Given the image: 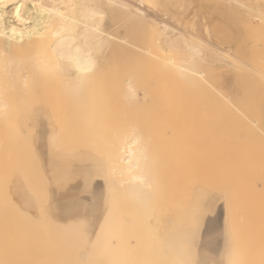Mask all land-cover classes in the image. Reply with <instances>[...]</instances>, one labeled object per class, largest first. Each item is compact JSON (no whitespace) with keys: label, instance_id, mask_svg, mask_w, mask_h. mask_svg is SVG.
Listing matches in <instances>:
<instances>
[{"label":"bare ground","instance_id":"6f19581e","mask_svg":"<svg viewBox=\"0 0 264 264\" xmlns=\"http://www.w3.org/2000/svg\"><path fill=\"white\" fill-rule=\"evenodd\" d=\"M48 1L50 3L44 4L42 0H0V264H244L238 258L237 247L241 244L243 248L248 240L245 234L238 237L231 220L237 221L240 217L245 224L254 217V212L257 215L264 211V199H258L259 195L263 196L259 192L260 184L264 185V150L258 147L259 151L253 149L248 154L245 147L242 148L257 132H264V17L261 16L264 11L259 16L253 7L262 6L260 8L264 10V0H230L247 8L251 6L256 12L251 10V15L246 14L247 19L243 12L241 20L236 15L241 22L242 19L247 20H243L246 24L248 22V38L245 37L244 43L242 41L245 46L247 39L243 56L248 54V58L245 56V60H241V53L238 56L228 53L240 61L236 62L240 64L239 68L247 70L240 72L242 76L247 73L245 78L238 80L236 77L241 84L236 96L231 94L218 70L213 72L211 69V73L207 68L197 67L199 46H190L189 55L174 57L172 52L169 57L168 48L156 45L162 36L152 25L148 26L160 38L152 33L155 39L151 36L149 41L158 40L153 46L158 51L154 49L151 56L163 60L167 54L170 60L164 59L162 62L166 65L157 64L155 70H143L147 73L141 72L143 79L139 78V81L129 76L123 85L124 79L120 80L122 86L118 83L113 95H106L103 73L106 64L113 62L107 51H112L110 40L118 30H112L111 20L106 16L110 14L109 7L102 6L99 0L93 3L77 0L82 6L71 3L72 0ZM132 13L142 15L139 11L132 10ZM252 18L260 19L259 28L253 26ZM169 30L168 25L164 26L166 35L172 33ZM149 41L147 47L153 44ZM168 42V46L177 49V38L171 37ZM157 46L164 48V58H160L163 50ZM228 55L221 53L220 58L225 59ZM206 71L208 76L214 73L215 78H208ZM140 97L147 100L144 101L145 109L151 111L144 108L141 111ZM150 98L155 99L152 100L154 109L148 104ZM137 106L146 113L137 112ZM111 114L114 117L121 115L117 117L121 125L116 133V126L103 124L107 118L103 115ZM30 122L32 126H29ZM26 126L36 130L30 132L36 135V144L33 142L30 148L33 150L37 146L43 163L36 151L32 158L37 155L35 162H40L41 167L44 164L47 170L49 178L43 180L45 176L42 177V182L49 186L48 205L44 203L45 196L43 201V197L38 199L43 189L37 195L36 188L39 187L23 183L28 173L24 174L23 170L27 160L22 153L26 147L22 138L27 134L24 140L28 141L33 136L28 137L29 132H26L31 129ZM60 127L69 134H76L82 146L91 140L94 144L102 140L112 151L105 152L106 158H101V150L97 149L102 146L99 142V146L95 144L100 152L98 156L95 148L92 149L96 150L94 154L82 147L83 151H78L80 148L76 146L70 149L77 151L72 154L69 148L58 146L64 136L60 135ZM196 136L202 140L205 137L201 142L194 138ZM259 136L264 138L263 133ZM230 137L236 139V143L231 139L234 146L228 140ZM241 138L244 139L240 141ZM109 140L114 141L117 148L112 147ZM61 149L68 154L64 155ZM248 159L251 165L249 161L246 163ZM160 163L163 164V176ZM29 164L25 169L32 174L31 178L41 173L36 171L37 168L31 171L33 164L30 169ZM229 167L240 171L233 172L232 178L225 180L221 171ZM31 178L29 181L33 180ZM227 185L232 186L231 191H226ZM234 186L244 188L237 187V190ZM250 199L256 201V211L251 210ZM41 203L47 205L46 210ZM160 203L162 208L165 207L163 217L166 221L162 222L163 217H160V221L154 220V225L151 219L158 215ZM124 204L129 206L130 214H125L128 208L121 211ZM255 204L252 203L254 209ZM250 210L254 212L251 214ZM192 211L196 216L195 227L181 230V218ZM229 221L234 227L229 228ZM158 222L165 223L163 230L166 233L164 237L161 235V240L162 231L158 235V229L162 228V223L159 228ZM156 230L158 233L154 237L159 238L151 240L153 237L150 236ZM255 237L258 238V234ZM251 241L247 243L248 247ZM262 257L264 264V254Z\"/></svg>","mask_w":264,"mask_h":264},{"label":"rangeland","instance_id":"374dc122","mask_svg":"<svg viewBox=\"0 0 264 264\" xmlns=\"http://www.w3.org/2000/svg\"><path fill=\"white\" fill-rule=\"evenodd\" d=\"M43 1V3L44 4H48V3H50L48 0H42ZM59 1V0H58ZM57 1V2H58ZM77 0H72L71 1V3H73L74 4V2H76ZM79 1V0H78ZM81 1V0H80ZM79 1V2H80ZM93 1H95V2H97V0H91L90 2L91 3H93ZM158 1V2H157ZM99 2H100V4L102 5V6H108L109 7V11H110V14L109 15H106V16H108V18H110V20H111V23H112V30L114 31V30H117V32L115 31L114 32V35H116V36H114L113 37V39H111L110 40V42H111V46H112V51L111 50H109V51H107V54H108V56H109V59H110V61H112L113 60V62H108V66H107V64H106V66H105V71H104V73H103V87L104 86H106L105 88H104V93L106 94V95H113V93L112 92H115V90L116 89H114L115 87L117 88L118 87V85H119V87L120 86H122L121 85V83H120V80L122 81L123 79V81H122V83H123V85L124 84H126V82H125V80L126 79H128V77L129 78H131L132 79V76L135 78V79H133V80H136V81H139L140 79L139 78H141V79H143V77L141 76V74L144 72V71H146V70H148V72L151 70L152 71V69L153 70H155V66L157 65V64H163V65H166V63L165 62H162L164 59H166V60H168L169 59V57H172V55L171 56H169L170 54H172V52H173V56L174 57H182L183 56V54L184 55H189L190 53H191V49H190V46H199V48L201 49L198 53H197V59H198V65H197V67L199 68L200 67V69H206V70H208V71H211V73H212V71L213 72H215V71H217V72H219V74L218 75H220L221 77H222V79H225L226 80V85L231 89V94L232 95H238V92H239V85H241L239 82H238V78H240V77H242V78H245V75L247 74L246 72H244L243 74H245L244 76H242V72L243 71H245L246 69H244V70H242L241 68H239L240 67V64L238 63V64H236V62H240V61H238V60H235L233 57H231V56H229L228 55V53L229 54H231L232 56L234 55V56H238V55H240V53H241V55L243 56V53L246 51L244 48H246L247 46H248V44H247V39H246V44H245V46H243V43H244V41L243 40H245V37H247L246 36V34H248V31H247V28H246V26H248V22H247V24L244 22V21H247L246 19H247V16L248 15H251L249 12L251 11V10H253V9H251L252 7L251 6H248L249 8H247V7H244L243 5H241V4H239V3H235V2H232V1H230V0H149V3H147L148 2V0H111L110 2H105L104 0H99ZM228 2H230L231 4H233V6H230L231 4L230 3H228ZM76 3H78V2H76ZM75 3V4H76ZM81 3V2H80ZM230 4V5H229ZM83 5V4H82ZM82 5H80L79 3H78V6H82ZM254 7V10L255 11H258V15L260 16V14H261V11H264L263 9L261 10V8L260 7H262V6H260L259 8H258V6H253ZM139 9V10H138ZM141 9V10H140ZM257 9V10H256ZM260 10V12H259V10ZM132 10L135 12V11H139V12H141L142 13V15H139V13H136V15H135V13H132ZM238 10V11H237ZM247 10H249V11H247ZM252 11V12H255V11ZM144 12V13H143ZM243 12H244V14H245V16H244V18H246L245 20L244 19H242V22L240 21L241 20V16H243L244 14H243ZM146 13V14H145ZM256 13V12H255ZM246 14H247V16H246ZM262 14H264V12L262 13ZM236 15H238V16H240V20H238L237 19V17H236ZM256 16V15H255ZM261 16H263L264 17V15H261ZM151 18H153V20H155L154 21V23L152 22L153 20L151 19ZM250 19V18H249ZM254 19H255V21H254ZM244 20V21H243ZM249 21V20H248ZM156 22V23H155ZM158 22V23H157ZM127 23V24H126ZM147 23V24H146ZM161 24V25H158V24ZM164 23H166L167 25H168V29H171V30H169L170 32L172 31V33H169L168 35H166L164 32H163V28H164V26H167V25H164L163 26V24ZM258 23H260V19H258V18H252V24H253V26L254 27H257L258 26V28H259V25H258ZM262 23V22H261ZM156 24V25H155ZM148 25H152V27H154L153 29H157L158 28V32L159 33H161V36H162V38H161V40L160 39H158L160 42H159V44H156V43H158L157 41L158 40H155L154 42H156V43H154V42H152V41H149V40H152V38L155 36V34H157V33H155V30L153 31V30H151L150 29V27L148 26ZM158 25V26H157ZM170 25V26H169ZM146 26H148V27H146ZM146 27V29H144ZM151 27V28H152ZM161 28V29H160ZM157 31V30H156ZM152 33H154V36H153V34ZM148 34V35H147ZM192 35V36H191ZM151 36H152V38H151ZM157 36V35H156ZM155 36V37H156ZM119 37V38H118ZM150 37V38H149ZM155 37H154V39H155ZM171 37H175V38H177V41H178V43H177V45L179 46H177V49L176 48H172V47H170V46H168L167 44L169 43L168 42V40H169V38H171ZM123 38L124 39H126V40H123ZM156 38H160V36H159V34H158V36L156 37ZM248 38V37H247ZM120 39V40H119ZM238 40V41H237ZM122 41H125V42H122ZM149 41V43L150 42H152L151 44L152 45H150L149 44V46H152V50H150L151 49V47H150V49L148 50L147 48H149V46L147 47V42ZM242 41H243V43H242ZM118 43V44H117ZM128 43V44H127ZM239 43H242V45L241 44H239ZM123 44H124V46H123ZM161 45L162 47H163V45H164V47H166V48H168V50L166 51V53H168V56H167V54L164 52L165 50H164V48H160V46H157L158 47V49H160V51H162L163 50V53L161 52V54H160V52H158L161 56H160V58L162 57V58H164V56H163V54H166V57L163 59V60H161V59H157V58H155L154 56V58L151 56V54L150 53H154L153 51H154V49H156L157 50V48L156 47H153L154 45ZM238 44V46H236ZM250 44V43H249ZM144 45V47H142ZM155 45V46H156ZM239 45H241V46H243V49L242 48H240L241 46H239ZM124 47V48H123ZM116 48V49H115ZM162 49V50H161ZM219 49H222L223 50V52L222 51H220ZM146 50H148V51H150V52H146ZM156 50H155V54H157V52H156ZM158 51V50H157ZM237 51V52H236ZM226 52V53H225ZM144 53H145V55H147V56H145L144 55ZM148 53V54H147ZM221 53H224V54H226V55H228L227 56V58H225V59H221L220 58V55H221ZM246 53V52H245ZM112 54V55H111ZM150 55V56H149ZM154 55V54H153ZM158 55V54H157ZM177 55V56H176ZM247 56H248V54H246ZM246 55H244L243 57L242 56H239V58H241V60H245V56ZM159 56V55H158ZM157 56V57H158ZM246 56V57H247ZM114 57V58H113ZM139 57V58H138ZM144 57V58H143ZM113 58V59H112ZM132 58V59H131ZM204 58V59H203ZM248 58V57H247ZM246 58V59H247ZM114 59H115V61H114ZM120 59V60H119ZM142 59V60H141ZM131 60V61H130ZM170 60V59H169ZM120 63H119V62ZM151 61V62H150ZM131 62L133 63V64H131ZM115 63V64H114ZM117 63V64H116ZM153 63H154V65H153ZM212 63V64H211ZM110 64H112V65H110ZM147 64V66H144V65H146ZM152 64V65H151ZM119 65V66H118ZM135 65V66H134ZM140 65H142V66H140ZM163 65H161V66H163ZM122 66V67H121ZM129 66V67H128ZM154 66V67H153ZM158 67V66H157ZM156 67V69H158V68H160V67H158L157 68ZM164 67V66H163ZM202 67V68H201ZM241 67H243V66H241ZM119 69H121V70H119ZM211 69H213V70H211ZM115 70V71H114ZM144 70V71H143ZM221 70V71H220ZM238 70V71H237ZM241 70H242V72H241ZM114 71V72H113ZM117 71L119 72V73H117ZM208 71H206V75L208 76ZM247 71V70H246ZM121 72H123V73H121ZM128 72V73H127ZM142 72V73H141ZM241 72V73H240ZM129 73H131V74H129ZM141 73V74H140ZM146 73L147 72H144V75H146ZM210 73V74H211ZM240 73V74H239ZM123 74V75H122ZM124 74H126V75H124ZM129 74V75H128ZM139 74V75H138ZM214 74V73H213ZM213 74H211V76H213ZM120 75H122V76H124V78L123 77H121ZM128 75V76H127ZM143 75V76H144ZM215 75H216V73H215ZM238 75V76H237ZM241 75V76H240ZM114 76H116V77H114ZM206 76V77H207ZM210 76V75H209ZM208 76V78H210ZM247 76V75H246ZM236 77H237V79L238 80H236ZM115 78H117V79H115ZM144 78H145V76H144ZM213 78H215L214 76H213ZM213 78L212 79H210L211 81L213 80ZM138 79V80H137ZM241 79V78H240ZM143 81V80H142ZM125 82V83H124ZM144 82V81H143ZM119 83V84H118ZM237 83H238V86H237ZM210 84V83H209ZM111 89H109V88ZM113 90V91H112ZM107 91V92H106ZM110 93V94H109ZM144 98H139V100H138V102L139 103H142V106H140V108L142 109L141 111H144V109L146 108V102H147V100L146 99H144ZM157 99V98H156ZM146 100V101H145ZM152 100H155V99H152ZM151 100V98H150V102L151 103H148L149 105L151 104V107L154 109V107H153V103H154V101H152ZM144 101H145V103H144ZM160 101V100H159ZM159 101H156V102H158L159 103ZM139 103H138V105H139ZM180 103H181V101H180ZM144 104H145V106H144ZM147 104V105H148ZM198 104V103H197ZM111 105H113V102H112V104ZM148 105V106H149ZM158 105H161V104H158ZM138 107V106H137ZM150 107V106H149ZM150 107V108H151ZM159 107V106H158ZM157 107V108H158ZM199 107H201V106H199ZM144 108V109H143ZM148 108V107H147ZM139 109V107L136 109V110H138ZM155 109H156V106H155ZM145 110H148V109H145ZM173 110V109H172ZM140 111V109H139V111H137V112H139V113H142ZM148 111H151V110H148ZM174 112H175V110L172 112L173 114H174ZM144 113H146V112H143L142 114H144ZM171 113V111H170V114H172ZM141 114V115H142ZM106 116H107V118H106ZM109 115H103V117H105L106 118V120H104L103 121V124H104V126L106 125H108V124H110L111 125V127H115V129H116V131H115V133L117 132V129H118V127H119V125H121V124H119V123H121V122H119V119H117V117L118 118H120V116L121 115H119V114H117L116 116L117 117H114L115 115L114 114H111V116H109ZM137 117V116H136ZM135 117V118H136ZM199 117V116H198ZM110 118V119H109ZM31 121V120H30ZM108 122V123H107ZM109 122H111V123H109ZM112 122H115L116 124H112ZM119 122V123H118ZM107 123V124H106ZM123 123V122H122ZM110 125H108V126H110ZM29 126H32L31 125V122L29 123ZM29 126H26L27 127V129L29 128ZM29 129H31V130H28L26 133H28V137H29V135H31V134H33V136H32V139L34 140H32L31 138V143H30V146H29V140L27 141V139L26 140H24L25 138V136L27 135L26 133H24V135L25 136H23V138H22V143L23 142H26V143H23V144H25V148H24V145H23V148L25 149H23V152L22 153H24V156H25V158H24V160H27L26 162H24V164H23V167H25V166H27V167H25V168H27L28 169V165L27 164H29V169L30 168H32V166H30V165H32L33 164V168L34 169H30L31 171L33 170H35L36 168H37V172H39L38 170H40L41 171V173L39 172L36 176L35 175H33L32 176V178H31V175L32 174H30L29 173V170H28V172H26V169L25 168H23V170H25L23 173L24 174H30V176L27 174V175H25L26 177H28V179H26V180H28V181H26L25 180V182H24V179L26 178V177H24V179H23V183H25L26 184V182L28 183L29 182V185H33V187L36 185L37 187H39L38 189L36 188V186L34 187V188H36V190H37V195L39 194V191H45L46 192V195H45V193H44V191H43V193H42V195H41V197H39L38 196V199L40 200V199H42V197H43V199L41 200V201H43L44 200V198L47 196V195H50L49 193H47L48 191H49V186L48 187H46L44 184H43V182H42V177H47V178H43V180H48V176H47V170L45 169V165L43 164V167H41V164H40V162L39 163H37V162H35V161H37V159L39 158V160L41 159L42 160V157H41V155L39 156V153H38V151L36 150L37 149V146L35 145L36 143H35V132H36V130L32 127V128H29ZM35 131L34 133H31L30 134V132L31 131ZM60 132H62L60 135H64L63 136V138L61 137L60 138V142H61V144H60V142H59V145H58V142H57V145L58 146H60V148L62 147V145H63V148H69L68 150H70L71 148L72 149H75V148H77L78 149V147L80 148L78 151H83V150H81V147H82V149H85L84 151H89V152H92V153H94L97 149H99V150H101V155L99 154L100 152H99V150H97L95 153L97 154V156L98 155H100V157L101 158H106V155H107V153H105V152H108V151H112V148L107 144H104V141H102L101 140V144H99V145H102V146H99L98 145V143L96 144L97 146H99V148L97 147V146H95V144H94V141L93 140H91V141H89V139H88V141L89 142H92L93 143V147H90L92 144L90 143L89 144V142H86V144L84 145V146H82L81 145V143H80V139L76 136V134H72V133H70L69 134V132H67V131H64V130H62V128L60 127ZM62 130V131H61ZM32 131V132H33ZM262 132V131H261ZM260 131L259 132H257L255 135H256V138H255V135H253V138H250L251 140L250 141H252V142H250V141H248V144L246 143V146L250 149V151H249V149H246L247 147L246 146H244L243 144V147H242V145H240L239 147H242V148H244L245 147V150H247L248 151V154L251 152V150H253V149H255V150H253V151H256V150H258V149H260L261 147H262V149L261 150H264V143H262L263 142V140H262V138H263V136H259V133L262 135V133L264 134V132H262L261 133ZM234 134V133H233ZM72 135V136H71ZM105 135V134H104ZM201 136V135H200ZM199 136V137H200ZM233 136V135H232ZM236 136V135H235ZM259 137V139H258V137ZM27 137V136H26ZM60 137V136H59ZM197 137L198 136H196V137H194V138H196L197 139ZM203 137V136H202ZM205 137V136H204ZM204 137H203V140H204ZM237 137V136H236ZM64 138H66V139H64ZM245 138H247V137H245ZM114 140L116 139L115 137L113 138ZM188 139H189V137H188ZM200 140H201V142L203 141L202 140V138H199ZM199 139H197L198 141H199ZM230 139V142L231 143H233V146H234V144L236 143V139L234 140V138L232 139L231 137L230 138H228V140ZM231 139L235 142H233V141H231ZM240 138L238 137V140H239ZM244 138H241V140L240 141H242ZM248 139V138H247ZM253 139H256V140H253ZM264 139V138H263ZM61 140H63V141H61ZM67 140V141H66ZM94 140H97V139H94ZM189 140H191V139H189ZM196 140V142H198ZM261 141V143H260V141ZM57 141H59V140H57ZM98 141V140H97ZM109 141H111V143H113V144H111L112 145V147H115V148H117V144H116V146H115V142H117V139H116V141L114 142H112V140H109ZM258 141V142H257ZM28 142V143H27ZM33 142L35 143L34 145V147H33V150L30 148L31 147V145H33ZM103 142V143H102ZM244 142H246V139L244 140ZM243 142V143H244ZM237 143H239V142H237ZM242 142H240V144H241ZM66 144V145H65ZM197 144V143H196ZM250 144V145H249ZM252 144V145H251ZM72 147H71V146ZM79 145V146H78ZM90 145V146H89ZM114 145V146H113ZM239 145V144H238ZM28 146V147H27ZM76 146V147H75ZM87 146L88 147H90L89 149H87ZM108 146V147H107ZM237 146V145H236ZM252 146H254V148L252 147ZM255 146L257 147V148H255ZM36 147V148H35ZM75 147V148H74ZM86 147V148H85ZM96 147H97V149H96ZM103 147V148H102ZM110 147V149H107V148H109ZM258 147H260V148H258ZM26 148H29V149H26ZM59 148V149H60ZM93 148H95L94 150L95 151H93L92 149ZM114 148V149H115ZM156 149H158L157 147H155ZM236 148V147H235ZM31 149V151L30 152H32L31 153V155H30V153H28L29 152V150ZM35 149V150H34ZM103 149V150H102ZM156 149H153V151H157ZM230 149H232L233 151H234V149L233 148H230ZM229 149V150H230ZM239 148H238V146H237V150H238ZM241 149V148H240ZM67 150V151H68ZM106 150V151H105ZM244 150V149H243ZM25 151H27L26 153H25ZM34 151H36L37 152V154H38V158L36 157L37 155H35V157L34 158H32L33 157V153H34ZM61 151H63V154L65 155H67L68 154V152L67 153H64V149H61ZM70 151H72V150H70ZM152 151V154L154 155L155 154V152H153ZM252 151V152H253ZM259 151V150H258ZM73 153L72 154H75V152H77V151H72ZM104 152V156L102 155V153ZM94 153V154H95ZM257 153V152H256ZM29 154V155H28ZM60 154L61 155H63L61 152H60ZM71 153H70V155H72ZM26 155H28L27 157H26ZM235 154H231V156H234ZM251 155V154H250ZM23 156V157H24ZM31 156V157H30ZM103 156V157H102ZM241 156V155H240ZM258 153H257V155H256V157L258 158ZM30 159H29V158ZM264 157V156H263ZM108 158V157H107ZM32 159H33V161L35 162V163H37V165L35 164V163H33V161H32ZM34 159H36V160H34ZM264 159V158H263ZM40 160V161H41ZM247 161H249V163L247 162ZM28 162V163H27ZM42 163H43V160L41 161ZM27 163V164H26ZM232 163V162H231ZM239 162H237V164H238ZM246 163H248L249 165H251L252 163H250V159H248V160H246ZM38 164H40V165H38ZM230 164V163H229ZM235 164V163H234ZM236 164V165H237ZM25 165V166H24ZM36 165V166H35ZM163 164L162 163H160V165H158V166H160L159 167V170H160V168H162L160 171H161V176H163V166H162ZM247 165V164H246ZM35 166V167H34ZM39 166V167H38ZM238 166H239V164H238ZM39 168H41V169H39ZM44 169V171H43V173L44 172H46V173H42V170ZM225 170V171H224ZM223 171H221V173H223V174H221L223 177H225V180H227V179H230V178H232V175L231 174H234V173H239V171L240 170H237V169H232L231 170V168L229 167V169L228 168H226V169H224ZM30 171V172H31ZM36 171L35 172H33V174L35 173L36 174ZM238 171V172H237ZM232 172V173H231ZM234 172V173H233ZM22 173V174H23ZM226 173V174H225ZM23 174V175H24ZM41 175V177H40V180H38L39 179V176ZM160 176V181H162L163 179H162V177ZM35 177H36V180H35ZM33 179V180H31V181H29V179ZM119 178L121 179V176H119ZM34 180L36 181V182H34ZM32 181H33V183H32ZM38 182H41V183H39V184H36V183H38ZM48 182V183H47ZM30 183H32V184H30ZM47 183V185L49 184V181H45V184ZM41 185H43L44 187H46V189H44V187L43 186H41ZM42 187V188H41ZM231 187V190H232V186H230ZM230 187H229V185H227L226 186V189H228V190H226V191H231L230 190ZM238 188L240 187L241 188V186H237ZM236 186H234V188L236 189L237 188ZM260 187L262 188V189H260V192L259 193H261V194H263V196H261V195H259V198L258 197H256V199L255 200H257V202H258V199H260V200H262L263 201V199H264V185L262 186L261 184H260ZM237 188V190H239ZM242 188H244L243 186H242ZM242 188L240 189V190H242ZM40 189H43V190H40ZM47 189H48V191H47ZM203 189H205V188H203ZM225 189V187L223 188V190ZM263 191V192H262ZM125 192V191H124ZM198 192L199 191H197V194H198ZM125 193H127V192H125ZM231 193V192H230ZM233 193V192H232ZM40 194H41V192H40ZM39 194V195H40ZM128 194V193H127ZM234 194V193H233ZM126 195V194H125ZM124 194H122V196H125ZM229 195V194H228ZM45 196V197H44ZM127 196V195H126ZM231 195H229V197H230ZM258 198V199H257ZM46 200H44V203L45 204H47L48 205V203H47V201L49 202V199L50 198H48V197H46L45 198ZM125 199H127V197L125 198ZM129 199V198H128ZM127 199V200H128ZM254 199H250V201L251 200H253V202L251 201H248V203H250L251 204V207L253 206V209H251V210H257L258 208H257V205L255 204V200ZM126 200V202L128 203V201ZM255 201V202H254ZM44 203H41L42 204V206H44V208H45V210H46V208H47V205H43ZM126 203V204H127ZM252 203H254L255 205H256V208L254 209V205H252ZM260 203H261V201H260ZM264 203V202H263ZM262 203V204H263ZM258 204V203H257ZM130 205V204H129ZM160 206H158L157 207V209L159 210V212L161 213V211H163L164 212V210H165V207L164 208H162V206H161V203L159 204ZM246 205H248V204H246ZM259 205V204H258ZM46 206V207H45ZM124 206H126V207H124ZM124 206H123V208L121 209V211H125L127 208V211H126V213L125 214H130V209H129V206H127V205H125L124 204ZM250 207V206H249ZM259 207V206H258ZM124 208H126V209H124ZM246 208V207H245ZM244 208V209H245ZM164 209V210H163ZM158 210H157V212H158ZM250 210V211H251ZM194 211V210H193ZM191 212L190 214L189 213H184L185 215L186 214H188V216L186 215V216H182L181 215V217H183V218H181L182 220H181V230L183 229V228H194L195 227V222H196V216H195V212ZM247 211H248V215L250 214L249 213V210L247 209ZM247 211H245V212H247ZM129 212V213H128ZM159 212L158 213H156V214H158L156 217H157V219H155L156 217H153L152 219H151V221H152V223L153 222H155L156 223V221H154V220H157L158 221V219H159V221L161 220V218L164 216L165 217V215H166V211L162 214H159ZM252 212H254V211H251V214H252ZM257 213V212H256ZM256 213L254 212L253 213V215H254V217L253 216H251L250 218H249V220L245 223V224H243L242 222L243 221H241L240 220V217H237L238 219H237V221L236 220H234V221H232L231 220V222H234V224H235V227L233 226V223H231L230 221H229V228L230 227H234V228H231L234 232L236 231L237 232V235H238V237H241L242 236V234H243V236H245L246 235V239L248 240V241H246V245H243V248H242V246H241V244H239L238 245V247H237V250H238V253H239V255H238V258H239V260L241 261V262H243L244 264H258V262H259V264H263V262H262V255L264 254L263 252H264V227H263V225H264V211L262 212V214L261 213H259V214H257L256 215ZM155 214V215H156ZM247 214V213H246ZM262 216H261V215ZM154 215V216H155ZM160 215V216H159ZM243 215V214H242ZM245 216H247V215H245ZM161 217V218H160ZM163 217V218H164ZM162 218V222H165L166 221V219L164 218L163 219ZM262 218V219H261ZM254 220V221H253ZM260 220H261V223H260ZM240 221V222H239ZM259 221V222H258ZM162 222H158L159 224L157 225L156 224V226H160L161 225V223ZM237 222V223H236ZM155 223H153L154 225H155ZM152 224V225H153ZM227 224V225H228ZM237 224V225H236ZM241 224V225H240ZM243 224V225H242ZM262 224V225H261ZM163 225H165V223L163 224L162 223V225H161V229H158V227H156V226H154V227H156V228H154V229H158V231H160L159 233H158V231L155 233H153L152 235L153 236H150V238L151 237H153V238H151V240H153V239H158L159 237H160V240H161V235L163 236L166 232H164L165 231V229L163 230V228H165V226H163ZM252 225V226H251ZM245 226H247V227H245ZM261 226H262V228H261ZM151 227H153V226H151ZM245 228V229H243V228ZM251 227V228H250ZM254 227H256V229L254 228ZM160 228V227H159ZM242 230H241V229ZM259 228V229H258ZM261 228V229H260ZM237 229V230H236ZM247 229H249V230H247ZM151 230V229H150ZM240 230V232L241 231H245V233L243 232V233H239L238 231ZM153 231V230H152ZM161 231H162V233H161ZM260 232V233H257L258 234V238L257 237H255V236H257V234H256V232ZM250 232V233H249ZM152 233V232H151ZM151 233H150V235H151ZM158 233V235H159V237H157V236H155L154 237V234H157ZM234 234V236L236 235L235 233H233ZM232 234V235H233ZM245 234V235H244ZM254 234H255V236H254ZM260 234V235H259ZM263 234V235H262ZM141 236H144V235H141ZM165 236V235H164ZM163 236V237H164ZM234 236L232 237V238H234ZM247 236H249V237H247ZM252 236V237H251ZM261 236H262V238H261ZM162 237V238H163ZM237 237V236H236ZM235 237V238H236ZM237 237V238H238ZM250 238V239H249ZM155 239V240H156ZM253 239H254V242H253ZM159 240V241H160ZM252 240V241H251ZM259 240V241H258ZM249 241H251L250 243H249V246L250 247H252V248H250V247H248V242ZM261 241V242H260ZM263 241V242H262ZM157 243H158V241H157ZM255 243V244H254ZM263 243V244H262ZM159 244V243H158ZM260 244H261V247H260ZM161 245L163 246V244L161 243ZM258 245V246H257ZM161 247V246H160ZM239 247H241V248H239ZM245 247V248H244ZM159 248V247H158ZM186 248H189V246L188 247H186ZM248 248V249H247ZM256 248V249H255ZM261 248V249H260ZM242 249V250H241ZM245 249V250H244ZM249 249H252L251 251L249 250ZM262 249H263V251H262ZM242 251H245V254L242 252ZM246 251H248V252H246ZM252 251H254V252H252ZM256 251V252H255ZM240 252H241V254H240ZM261 252V253H260ZM242 253H243V255H242ZM256 255H255V254ZM263 253V254H262ZM248 254H250L249 255V257H251L252 259H250L248 256H246V255H248ZM252 254V255H251ZM262 254V255H261ZM260 256L259 258H258V256ZM243 256V257H242ZM253 256V257H252ZM257 256V257H256ZM254 257H256V258H254ZM241 258H242V260H241ZM244 258V259H243ZM246 258V259H245ZM250 259V260H249ZM257 260V262H256V260ZM249 260V261H248ZM255 260V261H254ZM261 261V262H260Z\"/></svg>","mask_w":264,"mask_h":264}]
</instances>
